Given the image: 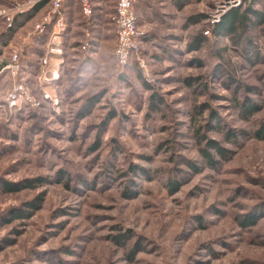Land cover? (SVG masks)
Instances as JSON below:
<instances>
[{"label":"rangeland","instance_id":"1","mask_svg":"<svg viewBox=\"0 0 264 264\" xmlns=\"http://www.w3.org/2000/svg\"><path fill=\"white\" fill-rule=\"evenodd\" d=\"M26 1L0 0V8ZM215 1L139 0L138 19L150 30L144 43L150 82L135 61L117 78L110 24L92 67L80 75L82 65L66 56L73 68L63 73L59 114L50 107L15 113L0 107V264H264V141L253 136L264 122V63L211 35L205 19ZM49 7L48 1L32 15L16 16L10 31L0 16V68L10 46L22 45ZM71 7L75 26H83L80 1ZM192 17L201 19L192 23ZM203 31L206 43L191 49ZM253 35L264 51V25ZM47 42L39 39L24 54L29 74L38 70ZM221 47L223 60L216 54ZM12 83L0 75V106ZM153 92L164 100L158 112L149 108ZM97 94L91 114L79 117L84 101ZM236 98L263 109L244 117ZM205 104L217 121L205 109L195 122ZM215 122L224 132L206 127ZM198 126L231 150L216 168L201 155L207 145L198 143ZM230 129L243 132L236 144L225 142ZM133 164L144 171L132 172ZM61 170L69 180L60 179ZM33 180L32 187L3 190ZM171 182L180 183L177 191ZM17 212L32 215L14 218ZM252 215L257 221L245 225Z\"/></svg>","mask_w":264,"mask_h":264},{"label":"built area","instance_id":"2","mask_svg":"<svg viewBox=\"0 0 264 264\" xmlns=\"http://www.w3.org/2000/svg\"><path fill=\"white\" fill-rule=\"evenodd\" d=\"M50 2L48 11L40 20L33 23L25 41L20 46H10L8 61L0 68V75H10L13 79L9 91L3 94L1 106L4 110H12V113L30 110L46 109L50 107L56 114L60 113L63 102L60 86L63 83L65 68L72 69L65 62L66 44L65 34L71 22L69 6L72 0H27L10 8H0V16L5 20L7 29L13 30L16 16L33 14L45 2ZM81 4V16L85 20L83 24L84 39L80 45L74 48L78 55H72L80 61L91 58L95 60L99 54L100 43L94 36L92 24L94 20L96 4L94 0H79ZM253 0H216L206 13L205 22L208 25L220 23L224 16L231 10L245 6ZM139 0H117L112 12L108 14L110 24L116 32V45L114 56L118 63L117 78L122 79L124 73L132 62L139 64L144 71L146 81L150 82V70L144 57V43L150 30L146 24L138 19L136 7ZM202 12L204 10H201ZM209 32H206L208 34ZM48 37L47 45L40 49L38 70L31 75L26 72L23 56L39 39ZM35 45V44H34ZM33 80V84L29 83ZM14 111V112H13ZM64 130V128H63Z\"/></svg>","mask_w":264,"mask_h":264},{"label":"trees","instance_id":"3","mask_svg":"<svg viewBox=\"0 0 264 264\" xmlns=\"http://www.w3.org/2000/svg\"><path fill=\"white\" fill-rule=\"evenodd\" d=\"M29 15H32V14H29ZM201 17L203 18L204 16L201 15ZM200 19H198L197 17H192L190 18V21L192 23H196ZM262 25H264V0H253L251 3L246 4L245 6L231 10L229 13H227L224 16V18L222 19L220 23H217L215 25H209L210 26L209 32L211 33L212 36H216L217 38H222V37L229 38L234 43V45H236L235 47L236 49H239L240 46L244 48V55L247 58L251 59L254 56L255 62L264 63V51H262L259 48V45L257 43H254V38H253L254 36L253 31L258 26L262 27ZM3 37L5 36H2V42L4 44V42H6L7 40H5L6 38L3 39ZM206 41H207V34H205L203 31L196 35V37L193 40V44L190 45V48L195 51H199L203 47L204 43H206ZM223 52H225V49L222 47L217 49L216 51L217 56L222 60L224 59L222 56ZM197 62L201 63V61L199 60ZM218 68L220 69L221 66H218ZM230 78H229L230 83H233L234 85L239 84V80H236L234 78L230 79ZM188 82L191 84V81H188ZM146 85L149 90L152 89V87L149 84H146ZM153 93L154 94H152V97L150 99L151 102H150L149 108L151 111L158 112L160 111V108L162 107L164 100L160 96L155 95V92ZM100 97H101V94H97V95L87 98V100L84 101L82 108L78 112L79 117L82 118L86 115L91 114L94 106L100 100ZM236 99H235V102L241 108L240 111L244 117L248 118L250 116H253L257 113H260L263 109L261 106H259L257 103L253 101L248 100L246 102H240L238 98ZM205 109L209 110L211 114V120L214 119L215 121H217L219 119L218 113L215 110H212V108H210L209 105L205 104L197 108V111L194 114L195 122L197 121V119L203 118ZM111 117H112V114H110L108 118L104 120L101 127H103L108 122V119ZM213 125L208 124V126L206 127L207 128L209 127L210 130H215L217 132H220V131L224 132L221 125L217 123ZM196 131H197L196 137H197L198 143L201 144L202 142L206 141L207 146L200 148L201 155L205 158V160L211 167L213 168L217 167V164L219 163V158L220 159L222 158L224 160H227L229 158L231 154V150L229 148H226L225 146L219 144V142L211 140L210 138H207L206 135L201 134L202 132H201L200 126H198ZM224 134L226 136L225 142L227 144H236L238 142V139H237L238 136L243 134V132L241 131L240 133H238V131L230 129V131H226ZM253 136L259 140L264 141V122L260 123L259 127L256 130H254ZM99 143H100L99 141L95 143L94 149H99V146H100ZM188 164L194 169H198L197 166L193 165L192 163H188ZM138 170L144 171V168L138 165H134V164L131 166L132 172H137ZM59 175L61 176V178L59 177L61 180L63 178L66 180L70 179L69 173L64 172V170L59 171ZM33 182H37V180L27 181L22 185L21 184L20 185L3 184V190H7V192L8 191H18L19 187L17 188V186H21V187L31 186L32 187L34 186ZM84 183H85V180L79 181V184H84ZM171 183H172L171 188H173L172 190L177 191L180 183H177V182H171ZM31 207L36 209L38 206L34 204ZM31 215H32V212L27 213L26 215L21 214L20 212H17L14 218H19V219L26 218ZM255 221H257L256 216H253V215L248 216L244 224L250 225L254 223Z\"/></svg>","mask_w":264,"mask_h":264},{"label":"crops","instance_id":"4","mask_svg":"<svg viewBox=\"0 0 264 264\" xmlns=\"http://www.w3.org/2000/svg\"><path fill=\"white\" fill-rule=\"evenodd\" d=\"M111 1L112 0H94V3L96 4V7H95L96 10H95L93 24L91 27H92L94 36H97L98 43H100L99 44L100 45L99 54H101L102 45H103L101 38H102V36L109 35V32H110V30H109L110 22L108 19V14L110 13L109 7H110ZM182 5L183 4L181 2H178L176 6L179 7ZM71 6H72V3L70 4L69 9L73 10L72 9L73 7H71ZM114 6H115V4H114ZM113 9H114V7H113ZM70 15H71L70 26L68 28V32L65 34V44H66L65 57L66 56H72V55H78V52L74 51V48L78 47L80 45V43L82 42V40L78 39L79 37L76 38V36H84L82 25L79 27L75 26L72 13ZM184 28H185V26H184ZM170 36H177V35L171 34ZM178 36H186V33H183V34L180 33ZM93 61L96 62V60H93L91 58H88L85 60L81 59L80 61L75 60V62L78 65H82V68L79 71L80 75L82 74L83 71H85L84 70L85 67H88V68L92 67L90 64H92Z\"/></svg>","mask_w":264,"mask_h":264}]
</instances>
